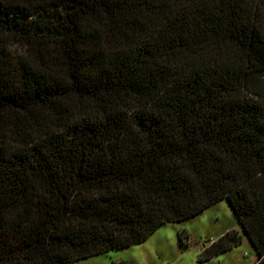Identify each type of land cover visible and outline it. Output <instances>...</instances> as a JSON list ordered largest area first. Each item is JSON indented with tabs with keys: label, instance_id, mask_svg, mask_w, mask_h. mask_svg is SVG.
<instances>
[{
	"label": "trees",
	"instance_id": "1",
	"mask_svg": "<svg viewBox=\"0 0 264 264\" xmlns=\"http://www.w3.org/2000/svg\"><path fill=\"white\" fill-rule=\"evenodd\" d=\"M223 199L264 254V0H0V264H73Z\"/></svg>",
	"mask_w": 264,
	"mask_h": 264
},
{
	"label": "rangeland",
	"instance_id": "2",
	"mask_svg": "<svg viewBox=\"0 0 264 264\" xmlns=\"http://www.w3.org/2000/svg\"><path fill=\"white\" fill-rule=\"evenodd\" d=\"M241 228L228 199H223L192 218L160 226L144 242L83 258L73 264H113L120 260L129 264H254L257 252L243 231L240 245L210 260L199 259L204 245L211 244L212 239L228 229Z\"/></svg>",
	"mask_w": 264,
	"mask_h": 264
},
{
	"label": "built area",
	"instance_id": "3",
	"mask_svg": "<svg viewBox=\"0 0 264 264\" xmlns=\"http://www.w3.org/2000/svg\"><path fill=\"white\" fill-rule=\"evenodd\" d=\"M214 241H216V240H213L211 243H213ZM254 264H264V254L258 256V258Z\"/></svg>",
	"mask_w": 264,
	"mask_h": 264
},
{
	"label": "crops",
	"instance_id": "4",
	"mask_svg": "<svg viewBox=\"0 0 264 264\" xmlns=\"http://www.w3.org/2000/svg\"><path fill=\"white\" fill-rule=\"evenodd\" d=\"M217 203H218V202H217ZM212 206H213V205H212ZM201 213H202V212H201ZM162 226H163V225H162ZM228 230H230V229H228ZM228 230H227V231H228ZM227 231H226V232H227ZM239 231H240V232H241V231L244 232L243 226H242V228H241ZM226 232L222 233L220 236H222V235L225 234ZM220 236H219V237H220ZM219 237H218V238H219ZM218 238H217V239H218ZM248 238H249V237H248ZM217 239H212V241H213V240H217ZM212 241H211V242H212ZM211 242H210V243H211ZM252 245H253V244H252ZM253 247H254V246H253ZM254 248H255V247H254ZM230 250H231V249H230ZM255 250H256V249H255ZM226 252H227V251H226ZM256 252H257V251H256ZM257 258H258V253H257ZM256 260H257V259H256ZM256 260H255V261H256Z\"/></svg>",
	"mask_w": 264,
	"mask_h": 264
}]
</instances>
